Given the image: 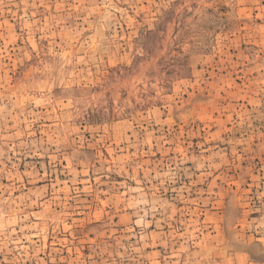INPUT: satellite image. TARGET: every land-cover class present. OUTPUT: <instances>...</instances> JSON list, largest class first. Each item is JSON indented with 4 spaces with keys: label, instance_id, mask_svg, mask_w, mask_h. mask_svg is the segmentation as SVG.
Listing matches in <instances>:
<instances>
[{
    "label": "rangeland",
    "instance_id": "1",
    "mask_svg": "<svg viewBox=\"0 0 264 264\" xmlns=\"http://www.w3.org/2000/svg\"><path fill=\"white\" fill-rule=\"evenodd\" d=\"M0 264H264V0H0Z\"/></svg>",
    "mask_w": 264,
    "mask_h": 264
}]
</instances>
